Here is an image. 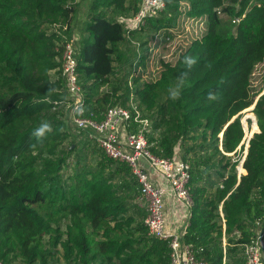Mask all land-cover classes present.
I'll use <instances>...</instances> for the list:
<instances>
[{
    "label": "trees",
    "instance_id": "trees-1",
    "mask_svg": "<svg viewBox=\"0 0 264 264\" xmlns=\"http://www.w3.org/2000/svg\"><path fill=\"white\" fill-rule=\"evenodd\" d=\"M164 2L129 29L124 19L141 0H0L1 264H169L167 241L144 224L145 209L136 202L140 185L126 163L107 158L81 131L99 159L89 167L76 159L65 175L78 143L66 120L61 57L80 7L85 16L74 45L82 116L99 120L108 106L135 102L150 120L151 152L190 165L192 205L182 241L206 264H245L243 244L264 233V92L251 85L256 65L264 63V0ZM183 15L205 17L206 28L174 62L161 60L154 79L133 72L117 77L119 66L132 62L122 43L129 41L133 63L144 65L147 43L160 34L169 38ZM185 55L197 64L173 101L168 88L185 68ZM209 92L219 93V101H209ZM257 95L251 112L259 131L239 173L242 110ZM42 120L53 131L37 143L32 132Z\"/></svg>",
    "mask_w": 264,
    "mask_h": 264
},
{
    "label": "built area",
    "instance_id": "built-area-1",
    "mask_svg": "<svg viewBox=\"0 0 264 264\" xmlns=\"http://www.w3.org/2000/svg\"><path fill=\"white\" fill-rule=\"evenodd\" d=\"M163 8H158L155 0H141L137 12L124 19L127 28H138L146 16L154 15ZM238 20L239 18H236L233 21ZM75 38L73 36L63 45L61 69L69 92L67 103L72 110V121L77 131L85 132L87 138L96 143L107 158L128 165L140 185L136 202L145 209L144 224L150 235L167 241L169 264H206L203 258L195 255L190 244L182 241L185 231L181 234L173 232L167 226L164 215V198L167 194L173 195L184 205L187 218L190 215L192 199L189 163L169 157H158L151 152L146 138L150 120L141 116L133 101L129 102V106H108L99 120L82 116L83 98L76 72ZM141 160L146 161L149 169L163 176L164 185L151 180ZM263 237L264 233L257 231L243 244L245 264H264L261 248Z\"/></svg>",
    "mask_w": 264,
    "mask_h": 264
},
{
    "label": "rangeland",
    "instance_id": "rangeland-1",
    "mask_svg": "<svg viewBox=\"0 0 264 264\" xmlns=\"http://www.w3.org/2000/svg\"><path fill=\"white\" fill-rule=\"evenodd\" d=\"M84 7H80L79 9V17H78V24L76 25V29L74 32L75 39L77 40L78 33L77 31L80 30V25L82 24V21L84 19ZM206 28V18L200 17V19L193 20L190 18H186L181 16L179 24L177 27L172 28V34L169 38L165 39V36L157 35L154 36L153 39L150 41V43H147V45L150 46V59L146 61V64L144 65H137L135 62L133 63L134 57L133 52L131 50H135V47L129 42L126 41L121 44V48L126 51L127 56L130 57L132 60L131 63L129 61H125L126 63H123L120 67V69L117 71V77L120 78L123 76L124 73H131L133 72L134 76L139 74L141 79H154L159 74V71L161 69V60L164 61H170L174 62L177 58L179 50L184 48L194 37L200 35ZM147 38V37H146ZM155 55V56H154ZM154 56V58H153ZM263 72H264V63H259L256 65L252 76H251V85L253 91L263 90L264 89V78H263ZM134 76H128V83L132 84V80ZM122 81V80H121ZM258 96V95H257ZM256 96V97H257ZM255 97V99H256ZM65 109L67 110L66 120L70 126V139H75L77 141L76 151L73 152L69 157V165L64 167L65 175L71 174L72 171L75 170V163L74 160L78 159V161H82L85 159V161L88 163V167L91 165H96L97 160L99 159L97 151L93 152L91 151V148H89L86 145H90L92 147L91 143L86 140L85 134L82 132H78L73 121H72V110L68 106V103L65 105ZM243 116L250 115V122L248 120H244L243 116L242 119L244 121L245 128H247L248 136L252 134V132L255 131L253 129V124L255 122L251 120V116L254 114L251 112L250 107L248 109L243 110L242 112ZM76 135V136H75ZM88 142H86V141ZM80 141L84 142L85 149L82 151L83 147ZM86 143V144H85ZM73 146V145H72ZM246 139H245V147L242 153V157L244 156V153L246 151ZM89 148V149H87ZM242 159V158H241ZM238 167V166H237ZM238 172H243L241 168H237Z\"/></svg>",
    "mask_w": 264,
    "mask_h": 264
},
{
    "label": "clouds",
    "instance_id": "clouds-1",
    "mask_svg": "<svg viewBox=\"0 0 264 264\" xmlns=\"http://www.w3.org/2000/svg\"><path fill=\"white\" fill-rule=\"evenodd\" d=\"M155 4L158 8L164 7V0H155ZM183 64L185 68L177 73L175 83L170 85L168 88L169 99L176 101L181 98L182 90L189 79L191 70L197 64V59L190 55H185L183 57ZM51 91V89H49ZM207 99L209 101H219L220 95L217 92H209ZM53 126L51 122L47 120H42L39 125L33 130L32 136L35 137L37 143H43L44 139L48 134L52 133ZM35 147V145H32Z\"/></svg>",
    "mask_w": 264,
    "mask_h": 264
},
{
    "label": "crops",
    "instance_id": "crops-1",
    "mask_svg": "<svg viewBox=\"0 0 264 264\" xmlns=\"http://www.w3.org/2000/svg\"><path fill=\"white\" fill-rule=\"evenodd\" d=\"M141 163L148 170L149 176L153 182L162 185L165 184V179L163 176L149 169L145 160H141ZM164 215L167 226L173 232H178L181 234L183 231H185L188 223L185 207L171 194H167L164 198ZM262 244L264 245V237L262 239Z\"/></svg>",
    "mask_w": 264,
    "mask_h": 264
},
{
    "label": "water",
    "instance_id": "water-1",
    "mask_svg": "<svg viewBox=\"0 0 264 264\" xmlns=\"http://www.w3.org/2000/svg\"><path fill=\"white\" fill-rule=\"evenodd\" d=\"M263 92H264V89L261 91L260 94H262ZM260 94H259V95H260ZM259 95L256 97L255 101L250 105V106H251L250 109H252V108L255 106L256 100L258 99ZM245 109H248V108H245ZM245 109H244V110H245ZM242 112H243V110H242ZM235 116H237V114H236ZM235 116H234V117H235ZM234 117H233V118H234ZM248 118H250V115H245V116H243V119H244L245 121H246ZM241 119H242V118H241ZM251 120H253V121L255 122L256 126H257L255 115L251 116ZM241 122H242L243 129H244V137H243L242 142H244L245 139H246V143H247L246 145L248 146V141H249L250 137L252 136L253 132H252L251 135L248 136V134H247V128H245L244 121L241 120ZM256 131H259L258 126H257V129H255L254 132H256ZM220 136H221V134H220ZM238 148H239V146H238ZM245 154H246V151H245V153H244V156H245ZM244 156H243L242 159L240 160L239 165H237V166H238L237 168H239V169L242 168V161H243V159H244ZM239 173H240V172H239Z\"/></svg>",
    "mask_w": 264,
    "mask_h": 264
},
{
    "label": "bare ground",
    "instance_id": "bare-ground-1",
    "mask_svg": "<svg viewBox=\"0 0 264 264\" xmlns=\"http://www.w3.org/2000/svg\"><path fill=\"white\" fill-rule=\"evenodd\" d=\"M249 107H251V106H249ZM249 107H248V108H249ZM241 170L244 171L243 168H241Z\"/></svg>",
    "mask_w": 264,
    "mask_h": 264
}]
</instances>
